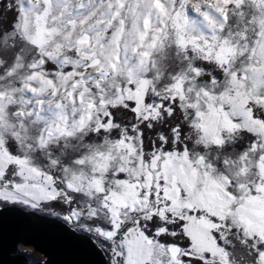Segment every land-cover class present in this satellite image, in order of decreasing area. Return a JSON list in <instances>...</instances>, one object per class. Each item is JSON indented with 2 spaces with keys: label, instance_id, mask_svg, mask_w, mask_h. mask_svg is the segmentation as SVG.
<instances>
[{
  "label": "snow or ice",
  "instance_id": "obj_1",
  "mask_svg": "<svg viewBox=\"0 0 264 264\" xmlns=\"http://www.w3.org/2000/svg\"><path fill=\"white\" fill-rule=\"evenodd\" d=\"M9 206L100 264H264V0H0Z\"/></svg>",
  "mask_w": 264,
  "mask_h": 264
},
{
  "label": "water",
  "instance_id": "obj_2",
  "mask_svg": "<svg viewBox=\"0 0 264 264\" xmlns=\"http://www.w3.org/2000/svg\"><path fill=\"white\" fill-rule=\"evenodd\" d=\"M19 244L39 252L47 264H100L101 261L93 247L72 235L62 221L18 206L2 207L0 264H30L24 255L16 253Z\"/></svg>",
  "mask_w": 264,
  "mask_h": 264
},
{
  "label": "rangeland",
  "instance_id": "obj_3",
  "mask_svg": "<svg viewBox=\"0 0 264 264\" xmlns=\"http://www.w3.org/2000/svg\"><path fill=\"white\" fill-rule=\"evenodd\" d=\"M19 207V206H18ZM19 208H21V207H19ZM24 209V208H23ZM26 210V209H25ZM27 210H29V209H27ZM31 211V210H30ZM38 213V212H37ZM39 214H43V215H47V214H45V213H39ZM48 216V215H47ZM48 217H50V216H48ZM52 218H54V217H52ZM16 253H19V254H22V255H24L26 258H27V262H29L30 264H32V260H31V258H29L28 257V254H30L32 257H34V258H39V259H41L42 258V255L41 254H39V252H36L35 250H33L30 246H24V245H22V244H19L18 246H17V250H16Z\"/></svg>",
  "mask_w": 264,
  "mask_h": 264
},
{
  "label": "trees",
  "instance_id": "obj_4",
  "mask_svg": "<svg viewBox=\"0 0 264 264\" xmlns=\"http://www.w3.org/2000/svg\"><path fill=\"white\" fill-rule=\"evenodd\" d=\"M28 257L29 258H31V260H32V264H35L37 261H39V260H41V259H39V258H34V257H32L30 254H28Z\"/></svg>",
  "mask_w": 264,
  "mask_h": 264
}]
</instances>
